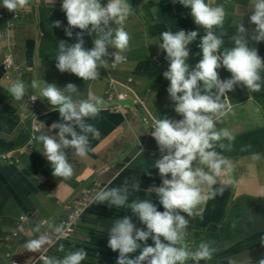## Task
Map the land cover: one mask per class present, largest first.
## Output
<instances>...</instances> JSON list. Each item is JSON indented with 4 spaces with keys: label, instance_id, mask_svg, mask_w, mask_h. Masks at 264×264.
Listing matches in <instances>:
<instances>
[{
    "label": "crops",
    "instance_id": "crops-1",
    "mask_svg": "<svg viewBox=\"0 0 264 264\" xmlns=\"http://www.w3.org/2000/svg\"><path fill=\"white\" fill-rule=\"evenodd\" d=\"M61 2L29 0L28 5L16 12L0 4V264H6L7 255L22 243L18 255L11 253L19 264H29L33 258L35 264H43L40 262L43 253L62 258L67 252L80 249L87 252L82 264H116L118 251L107 246L113 222L127 215L137 227L145 226L127 207L89 202L100 190L121 187L127 181L128 203L151 200L163 211L154 191H150L161 181L153 167L161 153L145 122L153 124L155 119L164 117L181 119L166 91L169 81L162 75L168 67L166 54L155 42L163 31L196 30L198 37L188 46L187 63L194 67L201 58L198 43L204 31L193 22L187 8L172 0H128L135 14L124 25L131 37L129 50L123 54L125 62L113 68L112 57H106L108 66L99 70L96 80L83 81L72 73H61L55 67L58 43L75 42V34L80 31L73 29L72 37L65 35L67 19L61 11ZM106 2L101 0L102 4ZM206 3L222 5L226 13L223 27L214 29L224 39L221 51L233 46L241 23L248 29L246 38L252 35L255 25L249 20L250 12L246 14L251 0H206ZM56 20L61 21V27H52ZM84 40V46L91 48L90 36L85 34ZM249 47H255L264 60V41L249 39ZM108 50L114 51L111 47ZM5 51L20 72L4 71ZM218 73L221 79L231 75L223 67ZM260 74L264 78V71ZM33 80L55 83L61 88L73 83L78 89L74 99L95 95L105 101L99 114L85 121L100 133L98 138L89 134L87 155L80 157L72 149L65 150L74 167V175L68 180L52 175L50 164L41 153L42 144L36 140L40 135L55 137L50 125L60 118L46 100L36 103L28 100L29 94L38 93L31 88ZM110 80L117 83L110 85ZM17 81L26 85L21 101L13 100L7 91ZM123 99L126 102L122 103ZM136 99L142 105L134 104L129 111L128 103L131 105ZM221 102L234 106L238 118L244 120L239 124L234 118L221 128L217 125L218 131L227 130L234 137L231 142L222 139L216 146L222 158L230 161V170L223 168L213 186L223 188L222 194L200 205L189 218L184 243L189 250H195L201 242L214 249L212 259L201 260L199 264H260L264 259V82L256 92L236 86L221 97ZM34 127L39 130L35 132ZM220 143H231V148L221 149ZM254 154L260 159H254ZM137 181L139 191H132L131 185ZM76 203L84 204L83 211L68 224L67 214L75 211ZM60 226L63 230L58 233L56 228ZM11 232L17 235L1 241L3 235ZM67 234L71 237H65ZM57 235L58 241L53 240ZM40 238L49 243L37 252L26 248L29 241ZM146 243L153 245L150 238ZM138 254L139 250L131 255Z\"/></svg>",
    "mask_w": 264,
    "mask_h": 264
},
{
    "label": "clouds",
    "instance_id": "clouds-1",
    "mask_svg": "<svg viewBox=\"0 0 264 264\" xmlns=\"http://www.w3.org/2000/svg\"><path fill=\"white\" fill-rule=\"evenodd\" d=\"M172 2L187 8L193 22L203 29L204 34L198 43L201 58L190 68L187 63L190 55L188 46L197 40L196 30L163 31L155 42L166 54L168 67L162 75L169 81L166 91L181 119H155L149 133L161 153L153 166L158 170L161 184L150 191H154L163 211H159L151 200L138 199L128 203L127 181L121 187L100 190L89 202L127 207L145 226L137 227L127 215L113 222L107 246L114 252L118 251L116 264H199L201 260L212 259L214 249L207 242L189 250L184 239L189 218L196 214L200 205L218 193L222 194L223 188L213 186L223 174V168L229 167L230 170V161L216 151L217 142L234 139L229 131L217 130V123L227 112L221 97L236 86L259 91L264 82L260 74L264 71V60L255 47H249V39L264 41V0H251V6L246 9V14L250 12V22L255 25L252 35L246 38L248 29L241 23L238 35L232 40L233 46L225 47L223 51L224 39L214 32L224 24L226 13L222 5L210 6L206 0ZM0 4L8 11L16 12L28 5L29 0H0ZM60 8L67 19L65 35L72 37L73 29L80 30L75 34V42L60 40L58 43L55 67L61 73H72L83 81L96 80L99 70L108 66L106 57H112L113 68L125 62L123 54L129 50L131 39L124 27L132 11L128 0H107L104 4L101 0H62ZM53 26L61 27V21H53ZM85 34L90 36L91 48L84 46ZM109 47L114 51L109 52ZM221 67L231 74L230 78H220L218 69ZM31 88L59 113V121L50 125L56 132L55 137L40 135L36 140L42 144L41 153L49 162L52 175L68 180L74 175V167L65 150L72 149V153L80 157L87 155L89 134L98 138L100 133L85 121L94 119L105 107V101L95 95L74 99L73 94L78 93V89L73 83L61 88L55 83L33 80ZM7 91L13 100L21 101L26 94V85L17 81ZM37 99L35 95L31 97V101ZM219 147L230 149L231 143H220ZM253 158L260 159L258 154ZM139 187V182H134L131 190L139 191ZM62 230L63 226L56 228L58 233ZM149 238L153 245L146 243ZM46 243L49 241L40 238L29 241L26 248L37 252ZM137 250L139 254L132 256ZM60 251H63V246ZM86 257L87 252L80 249L69 251L62 258L46 254L40 262L82 264ZM260 264H264V259Z\"/></svg>",
    "mask_w": 264,
    "mask_h": 264
},
{
    "label": "built area",
    "instance_id": "built-area-1",
    "mask_svg": "<svg viewBox=\"0 0 264 264\" xmlns=\"http://www.w3.org/2000/svg\"><path fill=\"white\" fill-rule=\"evenodd\" d=\"M5 54H6V57H5V59L3 60V69H4V71L5 72H8V71H10L11 69L12 70H14V71H19L20 72V69H19V67H17L14 63H13V61H12V59H11V56L5 51L4 52ZM132 82V80L131 79H129L128 80V84H130ZM108 83H110V85H115L117 82H115V81H113V80H110V82H108ZM124 87H128V85H126V86H124ZM37 96L38 97V99L37 100H35V101H31V97L32 96ZM42 98L41 97H39V95H38V93H36V91H34L32 94H29L28 95V100H30L31 101V103H36L38 100H41ZM124 102H126L124 99L122 100V103H124ZM134 104H140V105H142V101L140 100V99H136L135 101H133L132 103H131V105L128 103V106H127V109L129 110V111H132V105H134ZM145 124L147 125V128H150V130H149V133L152 131V129H151V127H152V123H148V122H145ZM39 129L37 128V127H34V131L35 132H37ZM150 135V134H149ZM151 136V135H150ZM169 178H170V176H169ZM75 207H76V209H75V211H73V212H69L68 214H67V223L68 224H70V223H72L73 221H74V219H75V216L76 215H78V213H80V212H82L83 211V208H84V204L83 203H76V205H75ZM74 207V208H75ZM21 220H23V217H21L20 218ZM9 235H11V236H16L17 234L15 233V232H11V233H9V234H7V238H8V236ZM53 240H55V241H58V235H57V237L55 238V239H53ZM57 243V242H56ZM55 243V244H56ZM15 251H13V253H14ZM8 257H9V261H10V264H19L18 262H16V261H14V260H12V258H13V255H11V253L10 254H8L7 255ZM46 256V254L45 253H43L42 254V256L40 257V260H43V258ZM36 257V256H35ZM35 262H36V258L34 259H31L30 260V262H29V264H35Z\"/></svg>",
    "mask_w": 264,
    "mask_h": 264
},
{
    "label": "water",
    "instance_id": "water-1",
    "mask_svg": "<svg viewBox=\"0 0 264 264\" xmlns=\"http://www.w3.org/2000/svg\"><path fill=\"white\" fill-rule=\"evenodd\" d=\"M134 14H135V12H134V11H131V13H130V15H129L128 18H130V16H131V15H134ZM2 66H3V64H2ZM42 101H43V100H41V102H42ZM225 105H226V104H225ZM226 107H227L226 115H224V116L220 119V121L217 123V125L219 126V128H221V127L224 126L227 122L231 121V120L234 119V118L236 119V121H238L239 124H241V123H242L241 120H244V117L238 118V113L236 114V113L234 112V106H228V105H226ZM160 184H161V181L158 183V186H159ZM65 237L69 238V237H71V235H70V234H67V235H65ZM7 239H8V238H7V234H5V235L2 236L1 241H6ZM22 247H23V243H22V244H19V246H18L16 249L13 250V251H15L14 253H13V251H12L11 253H12V254H15V255H18V254H19V251L22 249ZM6 258H7V263H6V264H10L9 257L7 256ZM12 260L16 261V260H15V257H13ZM16 262H17V261H16Z\"/></svg>",
    "mask_w": 264,
    "mask_h": 264
}]
</instances>
